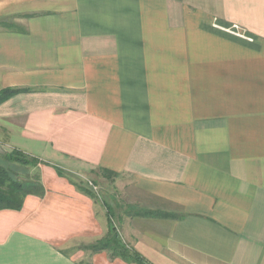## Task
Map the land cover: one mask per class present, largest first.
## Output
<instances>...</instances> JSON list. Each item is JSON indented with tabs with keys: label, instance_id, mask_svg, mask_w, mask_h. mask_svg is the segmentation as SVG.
Wrapping results in <instances>:
<instances>
[{
	"label": "crops",
	"instance_id": "crops-1",
	"mask_svg": "<svg viewBox=\"0 0 264 264\" xmlns=\"http://www.w3.org/2000/svg\"><path fill=\"white\" fill-rule=\"evenodd\" d=\"M9 18L0 92H29L0 147L44 194L0 210V264H134L93 250L112 227L149 264H264V0H0Z\"/></svg>",
	"mask_w": 264,
	"mask_h": 264
},
{
	"label": "trees",
	"instance_id": "trees-1",
	"mask_svg": "<svg viewBox=\"0 0 264 264\" xmlns=\"http://www.w3.org/2000/svg\"><path fill=\"white\" fill-rule=\"evenodd\" d=\"M0 28L7 30H15L16 28L7 19L0 20ZM29 92L26 89H5L0 92V105L5 101L17 94ZM3 158L10 162L16 163L23 167H37L39 164L38 160L32 158L22 151L13 150L9 153L3 155ZM59 174L62 175L60 170ZM44 194V189L41 187L39 182L35 181H23L14 178L13 174L6 170L0 165V210H21L24 205L25 198L29 195H39ZM155 216L168 218L161 214H155ZM112 236L105 243L98 244L93 247V250L99 251L103 249H109L112 258H122L127 262L134 264H149L138 252L133 249L128 248L120 239L115 228L112 227Z\"/></svg>",
	"mask_w": 264,
	"mask_h": 264
},
{
	"label": "rangeland",
	"instance_id": "rangeland-1",
	"mask_svg": "<svg viewBox=\"0 0 264 264\" xmlns=\"http://www.w3.org/2000/svg\"><path fill=\"white\" fill-rule=\"evenodd\" d=\"M8 21L12 23L15 28H17V26L14 24L15 21L13 18H9ZM0 148L4 151L3 154H0V165L9 172H11L14 178L19 180H31L37 178L39 173L37 169L30 167H22L18 164L10 163L6 161L3 158V155L8 152H6L2 147ZM72 165H74L75 168L77 169L76 172L72 170L74 172V175L79 180H83L84 182H86L85 185H87L93 193L98 195L96 197L97 199H101V200L104 199L105 201L108 200L109 201L108 203L112 207L114 204L107 198V194H108L109 197L112 196L115 199V201L117 202L121 201L123 204H125L124 202H126L127 200L124 199L119 200L121 194L118 190L117 185H119V181L121 182L120 178L112 174L110 175L104 173L100 170L94 171L91 169L82 168V166L80 167V165L77 164H72Z\"/></svg>",
	"mask_w": 264,
	"mask_h": 264
},
{
	"label": "built area",
	"instance_id": "built-area-1",
	"mask_svg": "<svg viewBox=\"0 0 264 264\" xmlns=\"http://www.w3.org/2000/svg\"><path fill=\"white\" fill-rule=\"evenodd\" d=\"M235 34H237V35H239V36H241V37L244 36L243 34H240L238 30L235 31Z\"/></svg>",
	"mask_w": 264,
	"mask_h": 264
},
{
	"label": "water",
	"instance_id": "water-1",
	"mask_svg": "<svg viewBox=\"0 0 264 264\" xmlns=\"http://www.w3.org/2000/svg\"><path fill=\"white\" fill-rule=\"evenodd\" d=\"M4 153V151L0 148V154H3Z\"/></svg>",
	"mask_w": 264,
	"mask_h": 264
}]
</instances>
